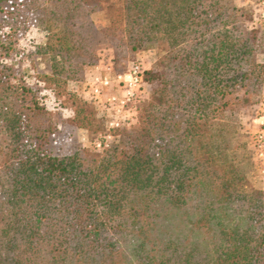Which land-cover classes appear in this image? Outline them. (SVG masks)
Masks as SVG:
<instances>
[{
    "label": "trees",
    "instance_id": "obj_1",
    "mask_svg": "<svg viewBox=\"0 0 264 264\" xmlns=\"http://www.w3.org/2000/svg\"><path fill=\"white\" fill-rule=\"evenodd\" d=\"M94 7L0 0V59L15 57L29 28L47 27L28 64L0 60V264H264V190L243 183L213 143L225 98L264 80L240 10L233 0H125L102 33ZM104 41L123 59L166 45L167 71L149 79L174 98H159L129 149L65 153L66 130L29 81L76 76ZM48 55L44 75L33 61Z\"/></svg>",
    "mask_w": 264,
    "mask_h": 264
},
{
    "label": "rangeland",
    "instance_id": "obj_2",
    "mask_svg": "<svg viewBox=\"0 0 264 264\" xmlns=\"http://www.w3.org/2000/svg\"><path fill=\"white\" fill-rule=\"evenodd\" d=\"M59 1L53 0L54 3ZM85 1L95 6L89 17L93 26L102 33L111 28L115 14L125 5V0ZM233 2L242 15L240 23L243 31L258 45L255 60L259 64H264V17L261 10L263 0H233ZM46 37L47 27L44 26L38 27L37 31L33 30L26 36L24 44L30 51L25 53L24 65L30 62L29 58L37 56L33 46L45 43ZM161 42L165 41L161 40ZM150 44L134 51L128 49L127 57L123 59L111 41L97 43L96 53L90 63L82 66L76 76L56 82L42 77L47 82L44 81L46 87L53 90L56 99L61 102L59 108L53 103L48 106L42 105L39 99L41 106L51 115V120L58 124L60 130H66L65 134H60L65 153L73 152L78 147L91 153H101L112 148L129 149L135 135L141 134L145 128L150 112L153 110L158 112L161 106L158 105L159 98L161 96H164V100L174 98L164 89L167 82L163 85L161 79H149L151 73L167 71L169 54L166 45ZM35 61L33 65L37 66L41 74L46 75L50 72L49 55L38 57ZM134 62L141 63L144 69V82L140 91L142 99L140 104L136 103L130 111V117H133L136 105L139 104L137 117L117 130L111 129L112 137L106 139L105 135L109 133L106 99L110 93H120L116 78L119 75L123 77L128 75ZM107 72L115 79L116 85L106 90L100 97H96L91 91V83L96 75ZM29 82H33L32 79ZM84 96L101 105L102 112L94 103L86 101ZM225 101L227 105L220 118L214 121L213 128L219 131L216 132L219 136L212 141L216 145L217 143L221 145L222 149L218 148V150L244 175L243 183L250 188L264 190V80L256 83L249 90L241 89L231 93ZM222 134L224 138L221 137ZM4 138L5 133L0 126V141ZM98 140H107L109 147L99 148L96 144ZM223 155L219 153L216 155L215 167L219 170H222V165L226 166ZM1 187L0 184V189Z\"/></svg>",
    "mask_w": 264,
    "mask_h": 264
},
{
    "label": "built area",
    "instance_id": "obj_3",
    "mask_svg": "<svg viewBox=\"0 0 264 264\" xmlns=\"http://www.w3.org/2000/svg\"><path fill=\"white\" fill-rule=\"evenodd\" d=\"M262 4V17H264V0ZM33 30L37 31L38 27L32 26L22 37L19 38L16 44L18 53L15 57H2L0 59L1 62L10 65L14 64L15 67L23 65L26 60L25 53H29L30 51L24 43L26 36H28ZM36 46H33V49H36ZM32 81L33 83H37L41 88L40 99L42 105L48 106L50 103H53L55 106L61 108V102H58L55 93L53 90L46 87L44 81L39 80L36 77L32 78ZM116 81L118 82L117 85L120 88V93L113 92L108 94L105 104L109 113V120L107 121L109 133L105 135L106 139L112 137V133H110L111 129L117 130L131 121L130 111L140 98V91L144 82V69L142 64L134 62L130 68L129 74L124 77L119 75L116 78ZM114 85H116L115 79L110 73L99 74L94 77V80L91 83V91L94 96L100 97L106 90L113 88ZM96 144L99 148L109 147L107 140H98Z\"/></svg>",
    "mask_w": 264,
    "mask_h": 264
}]
</instances>
